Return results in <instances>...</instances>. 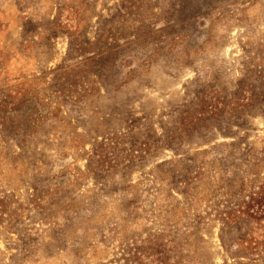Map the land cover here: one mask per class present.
<instances>
[{
    "label": "rangeland",
    "instance_id": "1",
    "mask_svg": "<svg viewBox=\"0 0 264 264\" xmlns=\"http://www.w3.org/2000/svg\"><path fill=\"white\" fill-rule=\"evenodd\" d=\"M0 264H264V0H0Z\"/></svg>",
    "mask_w": 264,
    "mask_h": 264
}]
</instances>
